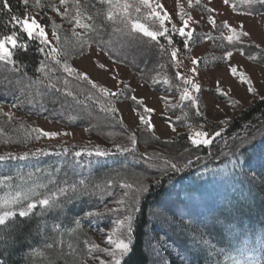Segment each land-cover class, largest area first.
Listing matches in <instances>:
<instances>
[{"label":"trees","instance_id":"16d2710c","mask_svg":"<svg viewBox=\"0 0 264 264\" xmlns=\"http://www.w3.org/2000/svg\"><path fill=\"white\" fill-rule=\"evenodd\" d=\"M55 1L51 0L52 3ZM8 2L13 14L24 13L25 9L20 0ZM181 2L188 14L195 11L199 14L207 13L202 7L195 6V0L192 8L187 7L186 0ZM80 3L84 16L95 17L92 23L100 28L98 32L83 30L80 34L86 37L88 42L81 44L80 40L72 35L74 23L70 20L76 9L74 0H68L69 18L58 16L55 21L58 25L64 24L66 27L58 31V34L62 41L60 49L63 58L71 66L70 60L80 57L89 47H93L105 61L118 65L129 80L146 84L158 92L177 94L178 89L182 90V81L175 79L177 69L170 67L169 57H161L158 49L147 42L148 38L137 34L136 41H129L124 33L114 30L115 25L105 26L103 13L107 11V5H101L99 0H80ZM159 3L178 25L175 19L178 11L176 0H159ZM245 7L238 5L240 10ZM251 11V15L264 13V8L255 6ZM54 14L48 9L39 13V21L44 23L49 36L52 29L47 27V20ZM192 25L194 36L188 48L183 47L182 38L175 36L174 43L179 49L178 59L183 63V67L178 69L182 75H185L184 69L193 58V49L208 39V33L198 31L197 26ZM11 30L13 25L9 13L0 12V34L10 33ZM220 30L221 28L217 31ZM209 44L211 50L216 49L220 53L242 50L246 58L255 57L250 60L264 65V50L254 44L229 45L220 35L211 39ZM37 47L38 41L29 42L27 52L21 50L14 56L15 64L0 61V154H20L37 148H47L49 154L29 156L23 161L9 159L0 162V172L15 176L17 169L24 173L31 171L35 175L28 183L32 184L47 183L48 174L43 170L48 169L57 179V185L49 184V189L63 186L59 182L65 179L69 182L85 179L90 184L101 185H106L111 180L114 182L111 186L113 195H82L65 204L63 210H50L42 217L34 216L29 219L17 217L20 221L17 233L0 243V264H25V255L33 248L40 250L45 243L53 242L50 237L64 241L54 249L46 250V254L55 264H76L78 259L87 264L88 254L92 245H95L97 234L103 228L115 226L116 215L83 219L82 231L74 236L65 233L61 237L52 232V226L57 223L63 227L73 226V218L82 217L85 211L102 210L105 205L115 207L113 201L123 192L120 187L122 181L133 183L134 188L139 182H143L147 184L148 191L141 194L139 211L133 214L131 238L126 239L129 242V251L121 257V264L154 263L150 258L147 243L153 240L152 244H159L160 239L153 236V229L158 231L159 237L170 238L181 259H188L186 264H245L239 261V256L246 261L252 255L251 250L256 244L258 234L264 230V99H253L233 116L223 120L225 123L208 121L201 108L198 109L202 115L196 116L197 109L191 108L190 102H186L184 108L179 104L176 110L179 119L174 123L181 130L180 133L166 139H156L158 136L143 125L130 127L124 122L117 108L120 99L100 97L86 82L76 77H68L62 69L57 70L54 61H49L53 72L48 75L58 77V86L65 91H72L73 96H36L34 103L24 102L26 96L31 97L38 91H47V69L44 72L35 71L39 62L45 58L37 51ZM133 48L140 50L145 58L127 57L125 54ZM161 64L164 65L163 68L160 67ZM164 74L169 76L171 86L163 85L162 82L152 83L153 78L162 81ZM65 80L68 81L67 85L64 84ZM89 96L93 99H88ZM96 97H100L99 100ZM107 99H111L112 103H106ZM101 104L104 108H116V114L104 111ZM4 113H11V118ZM69 117L75 119L70 120ZM31 119H44L71 130L83 131L90 140L84 145L50 144L43 137L37 141L31 131L35 128ZM189 124L193 129L203 125L201 130L212 132L213 143L209 146H192L187 139ZM220 129H223L221 135L215 137L214 133ZM133 135L137 139L138 155L133 157L117 153L114 145L130 147L129 137ZM100 142L107 146H102ZM57 145L70 147L73 151L85 146L99 145L110 149L113 154L108 157L58 156ZM186 149L188 151H185ZM196 157L200 159L197 161ZM189 158L193 160L191 167L179 172L163 171L166 159H171L182 167ZM150 163L155 166L149 167ZM57 167L62 169L59 174L55 173ZM38 168L42 171L36 172ZM145 177L147 179H144ZM154 180L159 183H154ZM39 210L38 206L35 211ZM40 220L47 225L44 233H39L36 228ZM229 228L235 235L227 230ZM202 239H207L210 245L220 251L209 256L208 252L212 249H204L201 246ZM69 242L74 245L75 254H69ZM95 252L97 251H93ZM256 259L259 264H264V256L259 252L256 253ZM35 260L37 264H47V261H41L39 257Z\"/></svg>","mask_w":264,"mask_h":264},{"label":"snow or ice","instance_id":"6c2138e0","mask_svg":"<svg viewBox=\"0 0 264 264\" xmlns=\"http://www.w3.org/2000/svg\"><path fill=\"white\" fill-rule=\"evenodd\" d=\"M187 7H193V0H186ZM25 11L21 14H13L11 6L8 0H0V12L7 11L10 16V22L13 25V30L10 33L0 34V61H4L8 64H15L16 60L14 56L23 50L28 51L29 42L38 41L37 51L44 55V59L39 62V67L35 69L36 72H44L45 78L47 80L46 88L47 91H38L31 97H25V101L28 104L34 103L36 96H41L47 98L55 94H63L65 98L72 97V91H65L58 86L59 78H53V76L48 75L53 72V66L49 61H54L57 70L62 69V72L67 74L68 77H76L79 80L86 82L91 86L92 90H95L103 98H115L119 99L126 91L130 90V86L127 83H123L117 91H111L106 86H101L98 83L93 82L89 74H86L83 70H77V68L71 66L65 58H63L60 45L62 43L61 37L58 34L59 25L56 23L55 19L47 20V27L52 29L50 36L46 31L44 23L39 21V13L43 12L45 9L50 10L57 16H61L64 19L69 18V7L68 0H59V7L52 3L51 0H20ZM101 5H107V11L103 13L104 20L106 22L105 26L115 25L116 32L124 33L129 41H136L139 34L142 37L148 38L147 42H150L152 47L158 49L159 55L161 57H169L170 67L177 69L175 72V79L182 81L183 88L179 90V102L183 103L185 101L190 102V107L197 109L195 112L196 116L202 115V112L198 109V97L194 96L193 93H198L200 91L201 85L195 82L190 76L182 75L178 70L183 67V63L178 59L179 49L175 46V36L178 35L182 38L183 47L186 49L189 46V42L194 36V30H189L190 23H199L193 16L189 15L187 10L182 6L181 0H176V6L178 11L176 12V17L181 21L180 26L173 22L171 14L164 9V6L159 3V0H99ZM214 0H195V6L202 7V10L209 13L206 17V22L212 25L213 29L219 30V28L226 29L229 33L224 35L221 32V37L229 45H236L243 43V38L249 37L250 33L244 29V25L241 22L239 25L233 24L228 20L222 21L218 27L216 18L211 14L216 9H214L211 4ZM222 4L226 8H230L232 12H237L243 15H251L252 9L255 6L264 8V0H222ZM238 5L246 6L243 10L238 8ZM75 14L71 15L70 22L74 23L75 28L82 29L84 32H98L100 26L92 23L95 17L89 15L84 16V12L81 10L82 5L80 0H74ZM63 9V11H62ZM170 25V27L168 26ZM122 26V27H121ZM72 35L80 40L81 44H86L87 38L82 37L79 32L72 31ZM209 40L214 39L210 34L207 35ZM162 41H166L162 42ZM55 42V46H53ZM259 47V45H257ZM81 53H83V47H81ZM241 55H244L241 50ZM63 63H61V59ZM233 57V51L227 50L223 53L222 60L230 61ZM89 61L94 67H98L99 70L104 72H112L111 67H106L105 63L99 61V57L93 59L92 55L88 57ZM249 59H255V57H249ZM193 65L197 63L195 59L191 61ZM161 68L164 67L163 64L160 65ZM229 73L232 77L238 78L240 83L247 85V92L257 94V88L253 87V81L250 79L249 75L244 71H239L237 66H229ZM193 72L196 69H192ZM112 79H116V74L112 75ZM123 79V78H122ZM162 82L163 85L171 86V80L167 74L163 75L162 81L156 78L152 79L153 84ZM68 81L65 80L64 84L67 85ZM219 85V81L217 82ZM216 92L219 95H226L223 88L220 86L216 87ZM100 97H96L99 100ZM261 99H264V95H261ZM88 99H93L89 96ZM162 101L168 104V98L162 97ZM130 100L133 104L139 108L144 104V101L138 99L136 96H131ZM56 102L55 100L53 101ZM106 103L111 104L112 100L107 99ZM15 107V105H13ZM101 108L110 112L113 115L116 114L117 109L114 107L104 108L101 104ZM2 111V110H0ZM155 109L150 107H143L142 114L139 116L140 124L145 126L148 131L154 130V124L150 119H146L145 116L151 117L154 115ZM4 115L11 118V113H4ZM69 119H75V117H69ZM226 121H221L225 123ZM189 134L187 139L190 141L192 146H209L213 143V133L203 129V125H198L196 129H193L192 125L188 126ZM87 130V129H86ZM32 133H34V139L39 141L43 138L54 139L60 135H72V133H60L57 131H45L41 128H33ZM172 131H176L175 127ZM223 129L216 131L214 133L215 137H219ZM159 137H156L158 139ZM130 147L121 144L114 145L117 153L121 155H133L135 157L137 153V139L136 137L130 136ZM58 156L72 155L75 158H80L82 156L88 157H108L113 153L108 148H103L99 145L95 146H85L80 148V150L73 151L72 148L57 145ZM62 149V150H61ZM185 151H188L187 149ZM47 148H37L34 151H25L20 154L5 153L0 154V162L11 160H25L29 156L47 155ZM200 157H196L198 161ZM193 164L191 158L187 159V162L179 165L171 159H166L164 161L165 168L163 171L168 170L179 172L184 168H189ZM236 162H233L235 167ZM154 164H149V167H154ZM51 167V166H49ZM61 168L57 167L55 173L59 174ZM41 169H36V172H41ZM44 172L48 174V182H33L28 183V180H32L35 173L28 171L27 173L22 172L17 169L15 176L4 175L0 172V243H4L6 238L12 237L18 231V226L20 221L16 218L29 219L31 217L37 216L42 217L48 211L58 209L63 210L65 204L71 203L73 199H78L82 195H113L111 191V186L113 181L109 180L106 185H101L99 183H89L85 179H79L78 181L69 182L65 179L59 183L63 186H56L53 189H49L48 185H57L56 175L44 169ZM144 179H147L146 177ZM154 183H159L158 180H154ZM120 187L123 189L122 195L113 201L115 207H108L105 205L102 210H89L83 213L82 217H76L72 220L73 226L63 227L60 223L54 224L52 226V232L58 233L61 237L67 233L68 236L77 235L82 231L81 221L90 217H104L108 214L116 215L114 221V227L111 228L110 233L107 238V244L111 247L99 248L97 245H92L89 252L97 251L102 252L107 259H103L100 256H93L94 261H99V264H121V257H123L129 251V244L126 242L130 240L132 233V221L134 219V213L139 211V203L141 194L148 191L147 184L139 182L138 186L134 188L133 183L128 181H122ZM39 206V211H35ZM122 216V218H121ZM46 223L40 220L36 224L37 231L39 233H44ZM233 235L232 229H227ZM21 237L23 234H20ZM30 235V233H29ZM53 242L45 243L43 249H35L30 253H27L24 257L25 264H37L35 258L39 257L41 261H47V264H55V261L46 254V250H52L54 247L64 243L63 240H58L56 237H50ZM204 249H212L208 252L209 256H212L219 252V249H215L214 245H210L207 239H202V245ZM67 248L70 250L69 254H75L74 245L69 242L67 243ZM252 255L246 260L245 264H259L256 259V253L259 252L264 256V230L258 234L255 246L252 248ZM76 264H84L82 259H78ZM210 264V262H209Z\"/></svg>","mask_w":264,"mask_h":264},{"label":"rangeland","instance_id":"374dc122","mask_svg":"<svg viewBox=\"0 0 264 264\" xmlns=\"http://www.w3.org/2000/svg\"><path fill=\"white\" fill-rule=\"evenodd\" d=\"M194 1V0H193ZM203 2V0H202ZM55 4L59 7V0L55 1ZM211 6L216 9L211 13L217 20V25H220L222 21L228 20L233 24L239 25L241 22L244 25V29L250 33L249 37L243 38V43L259 45L258 48L264 50V13H258L254 15H243L236 12H232L230 8H226L222 4V0H214ZM63 10V9H62ZM209 13L199 14L198 12L191 13L194 19H199V23H195L198 31H203L216 38L218 35L221 36V32L224 35H228L226 29H222L218 32L213 29L212 25L206 22V17ZM57 15H52L51 19L57 20ZM178 21V25L181 21L175 17ZM193 23L189 24V30L194 29ZM66 27L64 24L59 25L58 31L64 30ZM72 28V27H71ZM73 31L81 33L83 30L75 28ZM51 33V32H50ZM207 41H202L197 45L192 52V60L195 59L197 63L193 65L191 62L184 69L186 76H190L195 82L201 85L198 93H193L194 96L198 97V108L203 110L208 121L220 122L233 116L240 108L250 103L253 99L264 95V65L252 61L241 55V52H233V57L230 61L222 60L223 53L218 52L216 49L211 50ZM89 55L93 56V59L99 57V61L105 63L106 67H111L112 72H104L99 70L98 67H94L89 61ZM125 55L129 58L143 57V53L140 50L132 49ZM145 58V57H143ZM191 60V61H192ZM70 63L77 70H83L86 74L90 75L93 82L100 84L101 86L108 87L111 91H117L122 87L123 83H127L130 86V90L126 91L119 99L120 103L117 105L118 111L125 123L130 127H140L139 116L142 114L143 107H150L155 109L154 115L151 117L145 116L146 119H150L154 124V133L160 139H166L180 133V129L176 126L174 121L179 119L177 108L179 104L184 108L188 101L185 103L179 102V93L170 94L167 92H158L153 90L146 84L135 82L127 79L122 69L114 64L105 61L102 56L95 51L93 47H89V50L81 55L80 57L70 60ZM237 66L239 71H244L249 75L253 81V87L257 88V94L254 96L247 92V85L240 83L238 78H234L229 73V66ZM196 69L195 72L192 69ZM116 74V79H112V75ZM123 78V79H122ZM219 81V85L218 82ZM220 86L223 88L226 95H219L216 92V87ZM131 96H136L138 99L144 101V104L139 108L133 104L130 100ZM162 97L168 98V104L162 101ZM178 103V105H177ZM177 105V107H176ZM35 128H41L45 131H57L60 133H72V135H60L54 139L46 138V141L50 144H61V143H77L80 145L87 144L90 140L88 135L83 131L71 130L64 126L58 125L44 119H31ZM175 125V126H174ZM146 128L145 126H143ZM175 127L176 131H172ZM102 146L107 145L104 142H100ZM114 227V226H113ZM111 228H103L97 234L95 239V245L99 248L111 247L107 244V238ZM153 236L158 240L159 244L153 243V240L148 241V249L150 258L153 264H186L188 259H181L179 252L176 247L172 246L170 238H161L158 236L156 229L152 230ZM129 244V242L126 240ZM88 258L87 264H99V261H94L93 256H100L103 259H107L102 252L91 253ZM239 261L245 263L243 258L239 256Z\"/></svg>","mask_w":264,"mask_h":264}]
</instances>
